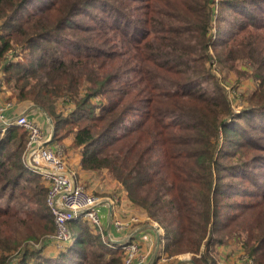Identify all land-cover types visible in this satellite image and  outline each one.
Segmentation results:
<instances>
[{
	"label": "trees",
	"instance_id": "trees-1",
	"mask_svg": "<svg viewBox=\"0 0 264 264\" xmlns=\"http://www.w3.org/2000/svg\"><path fill=\"white\" fill-rule=\"evenodd\" d=\"M215 1L0 0V83L49 114L52 145L72 134L81 168L122 184L163 228L166 257L219 264L217 247L236 239L243 258L264 264V186L260 201L243 199L264 185L252 167L264 161V41L251 32L264 27L253 11L264 0H220L243 16L227 37L211 34ZM97 8L94 23L107 25L94 28L83 17ZM211 50L224 69L248 65L258 80L238 114ZM26 140L19 125L0 131V264H123V249L82 218L68 222L56 254L43 252L55 226L43 177L23 163Z\"/></svg>",
	"mask_w": 264,
	"mask_h": 264
},
{
	"label": "rangeland",
	"instance_id": "rangeland-1",
	"mask_svg": "<svg viewBox=\"0 0 264 264\" xmlns=\"http://www.w3.org/2000/svg\"><path fill=\"white\" fill-rule=\"evenodd\" d=\"M219 1L220 0H216L212 6L211 34L214 37L217 34L219 37H222V36L227 37L231 34V30L234 28V24L238 21L239 18H241L243 16L240 13V11H235L234 9L229 8V7L223 8L219 4ZM253 7H254L253 11L257 13L259 20L264 21V5H259L258 7L253 6ZM259 7H261V8H259ZM139 10L142 11V10H144V8L140 7ZM99 11L100 10L98 8L95 9L91 14L88 13L87 16H84L83 20L87 24L91 23L94 28L98 27L99 25L106 26L107 24L103 21L100 23H98V22L94 23V19L97 20L96 17L100 16ZM105 19H107V21H106L107 23L111 22V18L106 17ZM222 21H223L222 27L218 32L217 29L219 28V24ZM229 28H232V29H229ZM251 32L256 36V39H258V41H261V42L264 41V27L252 28ZM153 34L155 36L160 35L159 33L155 32V31L153 32ZM116 49H118V48H116ZM211 53L213 54V58H212L213 62L211 65V72L219 78V81L222 83V85L224 86V88L226 90L228 98L231 99V102L233 105V113L238 114V113H240V111L243 109L244 106H247L249 104L247 102L248 101L247 97L255 89L258 80L256 78H254V76L250 75V73H252V72H251L250 67L248 65L247 66L243 65L240 68L242 73L235 72L234 70H226L223 67H221L222 66L221 64H219L217 62L216 56H215V53L213 50H211ZM60 102H61V100H59L58 104H60ZM38 115H40L42 117L43 123L45 121V124H43V125L50 127L49 125L52 124V126H53V123L52 122L50 123L45 118L46 116H43L45 114L41 110L32 112L28 116L29 117H36ZM261 116L264 119L263 113L261 114ZM243 119L244 118H241V120H243ZM260 124H263L262 121H260ZM260 133H262V130H258V134H260ZM71 139H72V134H69V135L65 136L62 139V141L60 142V151L62 153V158L64 159L67 168H69L75 174L77 181L81 184V186H83V188L85 190L88 191V193H90L94 196L101 197L102 199H107V198H112V196L119 193L121 189L126 192V190L124 189L122 184L118 183V181L115 180L110 175V173H108V171L106 169L90 170V169L81 168V166H80V153H79L78 149L73 148L71 146ZM230 140L232 141V143H234L233 140H235V142H236V140H239V138L237 139L235 137L234 138L232 137ZM222 141H224V140H222ZM262 143L264 144V140H262ZM232 146H233V144L230 145V147H232ZM252 167L254 168L255 173L262 174L259 176V178H260V180H263L261 178H264V161L258 162V164L254 165ZM42 182H43V185L46 186V182L44 179ZM263 186L264 185L262 184V186L260 188H258V192L256 193V196H254V197L245 196L243 199L247 200V201H252V200H255V198H257V200L260 201L262 199L260 194L263 192V191L261 192ZM125 196L128 198L127 193H125ZM237 198H239V197H237ZM43 202L45 203V200ZM43 202L41 204H43ZM124 205H125V208L129 209V211L127 213L128 214L127 217L132 215V216H135L138 218L140 216V214L142 215L143 213H145V212L141 211L140 209L136 208L131 203V201L129 199H125ZM19 208H29V209L31 208L32 210L36 209L35 205H33L31 203H26ZM260 208H262L261 205H256L255 207H253V211L255 212V215L258 214V211ZM19 210H21V209H19ZM19 215L22 218H25L27 220V217L24 214L19 213ZM121 218H125V217H121ZM141 221H144V220H137L135 222H132L128 231H131L133 228L136 229V226H138V224ZM29 222L37 223V221L34 220L33 217L31 218V221H29ZM85 223H86L85 225H86L87 229L90 228L95 233L99 232V230L97 228L92 227L86 221H85ZM156 226L161 227L157 222H156ZM144 233H146V232H144ZM144 233L142 232L139 235H136V237H134L132 240L137 241L139 239H141V240L144 239ZM46 237L47 236L39 238L38 239L39 242H33V240L32 241L29 240L30 241V242L28 241L29 245H31V246L33 245L35 247L36 245L41 244L42 241ZM105 237L106 236H104V238ZM63 243H65V242H62V243L53 242L48 247H44L43 252H46L48 250H52L55 252L54 254H56V252L61 249L60 247L62 246ZM225 245H229V247L227 249H225V247H226ZM219 246H222L223 247L222 249H224L225 252L221 251L220 256H219V252L217 251V256H216L217 263H218V261L219 262L221 261L222 264H247L248 260H250V259L243 258L244 254H245V250L242 247V245L236 239H229L227 242H225ZM123 254H124V251H123ZM183 254H185L188 257L189 264H190L191 257L194 254H192L190 252H186ZM195 256H198V254H195ZM31 257L32 256H29L26 259L27 262L23 261L21 258H17L15 264H31V261H32ZM223 261H225V262H223Z\"/></svg>",
	"mask_w": 264,
	"mask_h": 264
},
{
	"label": "built area",
	"instance_id": "built-area-1",
	"mask_svg": "<svg viewBox=\"0 0 264 264\" xmlns=\"http://www.w3.org/2000/svg\"><path fill=\"white\" fill-rule=\"evenodd\" d=\"M1 91L0 83V94ZM3 104L8 106L10 103L5 101ZM27 114L26 111L18 113L13 121L6 124V127L15 124L23 127L27 132L22 155L23 163L30 170L41 174L46 182L45 201L52 211L55 226V231L50 236L52 242L62 243L71 239L72 233L69 230L68 222L82 218L101 232V236L107 244L114 247L120 246L123 249V264H134L139 249L138 243L132 239L119 243L113 242L112 238L104 231L98 207L102 202L109 203L111 213L108 216L115 229L118 232L128 230L132 222L140 220V216L138 218L132 215L127 217L129 209L124 205L125 199H127L126 192L121 189L119 193L107 199L88 193L77 181L75 174L67 168L62 158L60 145L51 144V132L43 129L36 119ZM5 128L2 126L0 131ZM160 229L162 230V228ZM104 236L106 237L104 238ZM138 257L139 260L143 259L140 254ZM166 258L163 255L161 260L164 261ZM247 264H254V262L250 259Z\"/></svg>",
	"mask_w": 264,
	"mask_h": 264
},
{
	"label": "crops",
	"instance_id": "crops-1",
	"mask_svg": "<svg viewBox=\"0 0 264 264\" xmlns=\"http://www.w3.org/2000/svg\"><path fill=\"white\" fill-rule=\"evenodd\" d=\"M5 101H9L10 104L6 106L5 104H3V102ZM32 105L33 104L17 102L13 98L9 99L6 97V94L3 91H1L0 128H2V126L3 128H5L6 124L13 121L16 115L22 111H26L29 115L30 113L39 110V109L37 110V108L34 107L32 108L31 107ZM33 118L37 120V122L41 125L43 129L51 132L52 124L49 125L50 127L43 125L45 124V121L44 123L42 122L43 119L40 115ZM98 207L101 216V221L104 226V231L112 238L113 242L119 243L129 239H133L134 237H136V235H139L142 232L143 233L146 232L144 233V239L142 240L139 239L136 241L138 243L139 250L137 253V258L134 260V264H189V259L185 254H180L174 257H167L166 260L164 261L161 260L162 256L164 255L163 254L164 240L162 239V235L164 231L163 229L162 230L160 229L161 227H157L156 222L151 218H149V216L146 213H143L142 215L140 214V220H144V221H141L138 224V226H136V229L133 228L131 231L125 230L123 232H118L108 216L111 213V207L109 203L102 202ZM158 238H159V242L157 243ZM225 246H226L225 249L229 247V245H225ZM222 248H223L222 246L217 247L219 256L221 251L225 252V250ZM47 253H54V251L48 250ZM139 254L140 256H143L142 260H139L138 257ZM218 263L222 264L221 261L220 262L218 261Z\"/></svg>",
	"mask_w": 264,
	"mask_h": 264
},
{
	"label": "water",
	"instance_id": "water-1",
	"mask_svg": "<svg viewBox=\"0 0 264 264\" xmlns=\"http://www.w3.org/2000/svg\"><path fill=\"white\" fill-rule=\"evenodd\" d=\"M32 108L34 107V108H37V109H39V110H41L44 114H45V116H46V118H47V120L51 123L52 121H51V118L49 117V115H48V113L41 107V106H39V105H32L31 106ZM52 126V125H51ZM52 133H53V126H52V128H51V137H52ZM159 242V238L157 239V243Z\"/></svg>",
	"mask_w": 264,
	"mask_h": 264
},
{
	"label": "bare ground",
	"instance_id": "bare-ground-1",
	"mask_svg": "<svg viewBox=\"0 0 264 264\" xmlns=\"http://www.w3.org/2000/svg\"><path fill=\"white\" fill-rule=\"evenodd\" d=\"M115 244V243H114Z\"/></svg>",
	"mask_w": 264,
	"mask_h": 264
}]
</instances>
